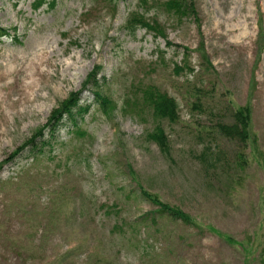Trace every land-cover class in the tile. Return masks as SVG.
Returning a JSON list of instances; mask_svg holds the SVG:
<instances>
[{
  "label": "rangeland",
  "instance_id": "rangeland-1",
  "mask_svg": "<svg viewBox=\"0 0 264 264\" xmlns=\"http://www.w3.org/2000/svg\"><path fill=\"white\" fill-rule=\"evenodd\" d=\"M35 1L0 0V264H264V0H194L199 21L167 0ZM134 11L165 37L129 32ZM96 69L115 110L90 85L86 112L6 162ZM150 84L176 99L175 121L144 106ZM129 96L139 108L126 111ZM242 107L245 146L217 129Z\"/></svg>",
  "mask_w": 264,
  "mask_h": 264
},
{
  "label": "trees",
  "instance_id": "trees-1",
  "mask_svg": "<svg viewBox=\"0 0 264 264\" xmlns=\"http://www.w3.org/2000/svg\"><path fill=\"white\" fill-rule=\"evenodd\" d=\"M111 3L120 1V0H109ZM140 7L144 10L148 4L152 3V0H139ZM56 0L49 2L47 0H36L33 3V7L35 10L40 9L43 5L48 4L51 7L56 5ZM161 3H156L155 6H160ZM154 6V7H155ZM164 9L167 12L177 15L179 18L185 17L187 15L192 14L195 17L196 21L198 20V13L196 11L194 0H167L162 3ZM125 27L131 32L135 34L139 29L144 28L147 30H152L158 35L165 37L164 32H162L161 26L157 23L156 19H148L145 16L144 11H134L130 14L129 19L126 22ZM10 36L8 30L0 28V37L1 36ZM186 51H189L186 48ZM207 61V60H206ZM208 64L209 61H207ZM99 69V68H98ZM96 69L92 73L88 75L86 82L83 84V88L80 91L73 92L70 96L62 101L58 108H56L46 125H44L37 133L28 141H26L22 146L16 149V151L6 160V162H10L17 157H20L26 150L30 149L34 153L41 150L42 146L48 145V141L46 140V131L48 130L49 134L52 135L57 127L62 123V121L68 117L72 122H74L75 114L86 112L88 107H83L80 104L81 101V93L83 90L89 88L92 85V94L94 95L95 101L98 105L106 112L112 113L115 110L116 104L112 102L109 97H105L102 95V89L100 87L99 82V71ZM184 70L183 67L176 65L175 72L181 73ZM193 73V70H191ZM138 90L142 95V102L145 107H148L151 110L152 116L157 118L158 120H169L175 121L179 116V104L176 99L170 96L168 93L161 91L158 87L153 84H150L146 87H139ZM139 103L136 101L135 96H129L124 101V108L126 111L129 108H139ZM124 109V110H125ZM234 120L232 123L227 124L224 122L217 124V129L219 132L231 140H235L237 143L246 145L250 138V110L248 107H242L237 109L234 112ZM149 137L158 141L160 146L166 150L167 149V136L164 130L161 127H157L153 133H149ZM201 159L203 160L205 157ZM3 165H0L2 168ZM141 193L147 199L151 200L155 205H157L159 210L163 212H167L169 215L181 219L185 222H190V217L185 214L181 209L177 207H171L170 205L162 202L158 196L149 193L143 187H141Z\"/></svg>",
  "mask_w": 264,
  "mask_h": 264
}]
</instances>
